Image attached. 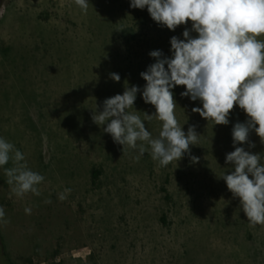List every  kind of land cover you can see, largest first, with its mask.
<instances>
[{"label": "rangeland", "instance_id": "obj_1", "mask_svg": "<svg viewBox=\"0 0 264 264\" xmlns=\"http://www.w3.org/2000/svg\"><path fill=\"white\" fill-rule=\"evenodd\" d=\"M186 27L169 30L130 0H89L86 14L75 0H0V137L45 177L40 195L18 198L4 174L13 163L0 167L9 221L0 222V264H264V226H249L220 178L233 170L232 128L248 119L238 105L228 125H214L192 112L202 104L182 97L184 86L172 89L182 130L195 125L200 136L190 145L199 162L186 153L166 167L150 148L139 159L123 151L92 120L133 85L141 91L129 111L154 114L140 73L155 62L151 51L171 57L170 39ZM144 123L157 137L161 122ZM249 141L254 148L236 146L264 155L254 130Z\"/></svg>", "mask_w": 264, "mask_h": 264}, {"label": "clouds", "instance_id": "obj_2", "mask_svg": "<svg viewBox=\"0 0 264 264\" xmlns=\"http://www.w3.org/2000/svg\"><path fill=\"white\" fill-rule=\"evenodd\" d=\"M86 14L89 0H75ZM130 7L144 9L157 24L175 31L178 26L191 22L185 28L183 39L172 36L171 57L161 50L149 53L155 62L140 76L146 81L142 90L145 103L155 107V113H143V119L133 109L138 86H125L123 94L103 101L102 111H93L95 124L106 127L113 141L138 150L137 159L150 148L151 158L166 167L180 160L186 153L193 163L199 157L191 156L190 145H198L199 135L195 125L187 133L176 117V101L172 89L184 86L182 97L199 100L202 107L192 112L214 125H228L230 113L238 105L248 119L236 122L232 128L234 151L226 154V164H231L230 174H222L228 190L238 197L249 226H264V155L253 154L238 144H255L249 141L252 130L264 143V0H130ZM195 32L194 37L191 33ZM112 80L121 77L111 73ZM155 117L161 122L157 137L145 127L144 121ZM147 145L148 147L146 148ZM10 168L4 167L9 162ZM0 167H4L7 183L18 198L28 193L40 195L38 185L45 177L30 169L24 154L15 145L0 137ZM71 189H64L58 198L67 199ZM46 203H51L50 200ZM25 212L31 214V209ZM5 210L0 206V222Z\"/></svg>", "mask_w": 264, "mask_h": 264}, {"label": "trees", "instance_id": "obj_3", "mask_svg": "<svg viewBox=\"0 0 264 264\" xmlns=\"http://www.w3.org/2000/svg\"><path fill=\"white\" fill-rule=\"evenodd\" d=\"M97 176H98V172L97 171H94L93 172V179L97 178Z\"/></svg>", "mask_w": 264, "mask_h": 264}]
</instances>
